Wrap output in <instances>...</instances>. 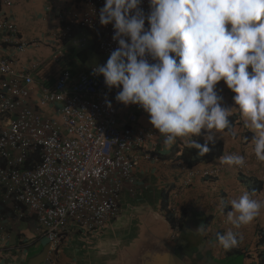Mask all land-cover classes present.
I'll use <instances>...</instances> for the list:
<instances>
[{"label":"built area","instance_id":"1","mask_svg":"<svg viewBox=\"0 0 264 264\" xmlns=\"http://www.w3.org/2000/svg\"><path fill=\"white\" fill-rule=\"evenodd\" d=\"M20 2L0 0V5L11 10ZM103 5L104 0H84L78 18L56 11L57 28L46 40L22 38L0 9V46L10 49V54L0 55V199L13 209L0 216V256L11 250L12 224L32 216V233L47 241L53 261L47 264H55L52 255L68 239L103 231L117 217L123 194H138L134 169L140 155L157 161L151 154L163 136L139 127L137 117L146 113L136 105L116 102L119 89H108L103 77L93 74L94 66L75 74L63 71L53 81L40 79L41 68L48 61L59 62L68 47L86 48L84 36L70 38L76 26L99 33L97 51L110 56L117 43L112 25L99 23ZM140 8L147 15L149 0H141ZM127 108L133 111L129 125L119 121ZM216 173L189 170L187 178ZM170 213L178 230L174 206Z\"/></svg>","mask_w":264,"mask_h":264},{"label":"clouds","instance_id":"2","mask_svg":"<svg viewBox=\"0 0 264 264\" xmlns=\"http://www.w3.org/2000/svg\"><path fill=\"white\" fill-rule=\"evenodd\" d=\"M140 4L104 0L99 23L112 25L117 47L93 74L108 89H119L116 102L143 109L163 136V150L179 141L205 156L214 133L230 130L229 117L237 111L252 133L255 157L264 161V0H149L147 15ZM221 80L234 94L235 107L222 105L216 89ZM202 130L209 133L204 144L194 139ZM245 163L239 153L219 157L229 167ZM228 203L231 227L216 236L225 251L240 244V230L264 210V201L246 189ZM192 233L203 236L205 226Z\"/></svg>","mask_w":264,"mask_h":264},{"label":"crops","instance_id":"3","mask_svg":"<svg viewBox=\"0 0 264 264\" xmlns=\"http://www.w3.org/2000/svg\"><path fill=\"white\" fill-rule=\"evenodd\" d=\"M83 8V0H21L11 10L0 5L7 19L18 27L20 36L28 40H46L47 35L57 28L56 11L78 18ZM76 31V38L84 36L87 39L86 47L93 44L92 33L95 32L78 27ZM9 50L0 46V55L10 54ZM43 50L35 52L34 57H39ZM44 66L39 73L40 79L46 76ZM247 70L251 73L250 66ZM216 89L223 97L224 107H235L234 94L227 89L223 80L216 85ZM132 113L131 109H124L119 114V121L129 125L128 119ZM231 116L236 119L231 133L226 130L214 133L213 143L222 144L223 156L232 153L243 155L246 161L244 169L221 165L219 158L211 162L201 161L192 170L216 169L217 173L209 177L196 176L188 181L187 171L190 169L179 157L189 148L178 141L170 150H163L160 143L151 154L157 161H146L142 155L137 160L134 176L138 194L131 196L124 193L117 217L101 232L72 236L52 255L54 263L108 264L113 259L118 264H146L148 247L154 244L162 256L158 257L159 261L164 260L169 248H174L182 264H262L264 210L240 230L243 239L237 247L225 251L216 240L218 233L223 234L231 227L226 223V214L231 210L228 202L238 198L242 190L246 189L254 198L264 201V161L255 157L252 133L245 127L240 113L233 111ZM137 124L155 130L147 114L137 117ZM208 134L205 132V136ZM186 180L188 184L185 186ZM166 192L170 195L168 208L174 206L180 218L178 230L188 235L192 234L194 227L203 224V236L183 239L176 229L174 231V227L168 229L162 207ZM31 220L29 223L12 224L8 243L11 250L0 256V264H47L52 259L47 241L33 235L35 220ZM180 240L185 243L180 242L179 247L177 243Z\"/></svg>","mask_w":264,"mask_h":264},{"label":"trees","instance_id":"4","mask_svg":"<svg viewBox=\"0 0 264 264\" xmlns=\"http://www.w3.org/2000/svg\"><path fill=\"white\" fill-rule=\"evenodd\" d=\"M83 3H84V0H83ZM76 29H77V26L74 27V29H73L72 35L70 37L71 40L76 39V35H77ZM90 32H95V33H92L94 35L93 44H91L90 46L86 47L83 50H77L73 47H68L65 50L64 57L59 62L48 61L45 64V66L43 68L44 70H46V76L45 77H47V74H48L49 79L51 78V81H53L54 79H57L59 77L61 72L66 71V70L75 74L76 72L74 70V62L80 63V64L86 63V61L88 59V50L92 49V50L97 51V43L100 40V34L97 33L96 31H90ZM69 41H70V39H67L65 42H69ZM229 120L231 122L230 130H226V131L231 133V127H233L235 125L236 119L233 116H230ZM205 137H206L205 132L202 131L201 134L199 136L194 137V139L198 143L204 144L205 143ZM208 147H209V152L203 157L198 155L197 150L188 149L187 151L183 152V154L179 157V160L188 169L192 170L195 168L196 164L201 162V161L211 162V161L223 156L224 149H223L222 144L211 142L208 144ZM32 160L34 162L35 161L37 162L38 157L34 156V157H32ZM169 199H170L169 192H166L165 196H164L162 207H163V210L166 214L167 219L173 225L174 221H173L172 216L170 214V210H169L170 208H168ZM11 213H13V209L11 207H9L8 205H4L0 199V216H5V215L7 216L8 214H11ZM31 219H32V216L28 217L23 222L29 223L32 221ZM261 257H262V264H264V250L261 253Z\"/></svg>","mask_w":264,"mask_h":264},{"label":"water","instance_id":"5","mask_svg":"<svg viewBox=\"0 0 264 264\" xmlns=\"http://www.w3.org/2000/svg\"><path fill=\"white\" fill-rule=\"evenodd\" d=\"M164 223L168 226V229L172 230V225L169 222V220L166 218V221L164 220ZM179 243H177V245L180 247L181 243L180 242H184L182 240L178 241ZM185 243V242H184ZM162 244V243H161ZM152 246L148 247V255L149 257L147 258V263L146 264H182L179 260V258H177L176 256V251L174 248H169V253L166 254L165 258L163 261H159L158 257H162L160 255V251H158L157 246L154 244H151ZM120 263V262H119ZM81 264H85V263H81ZM108 264H118L115 263L113 261V259L110 260V263Z\"/></svg>","mask_w":264,"mask_h":264},{"label":"rangeland","instance_id":"6","mask_svg":"<svg viewBox=\"0 0 264 264\" xmlns=\"http://www.w3.org/2000/svg\"><path fill=\"white\" fill-rule=\"evenodd\" d=\"M108 58H109L108 56H106L102 53H99L95 50L89 49L88 50V59H87L86 63L80 64V63L74 62V70L76 72H80V71H83L84 69L90 68L92 66L96 67V65H104Z\"/></svg>","mask_w":264,"mask_h":264},{"label":"flooded vegetation","instance_id":"7","mask_svg":"<svg viewBox=\"0 0 264 264\" xmlns=\"http://www.w3.org/2000/svg\"><path fill=\"white\" fill-rule=\"evenodd\" d=\"M174 231H176L175 228H174ZM176 232H179V236H180L181 238H183V239H184V238H193V236H194L193 233L187 235V234L185 233V231L177 230Z\"/></svg>","mask_w":264,"mask_h":264}]
</instances>
